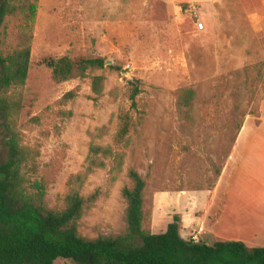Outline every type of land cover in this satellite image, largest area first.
<instances>
[{
	"label": "rangeland",
	"instance_id": "1",
	"mask_svg": "<svg viewBox=\"0 0 264 264\" xmlns=\"http://www.w3.org/2000/svg\"><path fill=\"white\" fill-rule=\"evenodd\" d=\"M198 21L204 24L201 30ZM25 23L20 13L4 19L0 52H12L27 40L30 44L25 84L3 94L17 105L8 121L27 153L21 168L26 189L35 192L40 183L43 204L62 210L69 179L86 171L92 144L120 155V164L105 159V166L93 169L79 189L85 197L97 193L78 221L86 238L125 232L122 189L131 187L130 168L146 183L142 228L163 231L165 197L178 195L185 203L186 195L210 190L244 120L258 122L264 114V69L256 67L264 61V0L213 5L205 0H38L34 19ZM62 56L103 57L105 65L57 83L42 60ZM95 75L104 77L99 96L91 87ZM130 81L140 89L136 108L130 107ZM189 87L197 92L193 125L176 112L179 90ZM238 88L236 109L231 93ZM71 90L76 96L66 100ZM122 110H129L134 127L125 142L116 143ZM9 124L0 121V164L7 155ZM250 216L246 211L244 220L231 224L242 232L255 224L264 235V218ZM193 237L192 232L184 236ZM53 264L73 263L57 259Z\"/></svg>",
	"mask_w": 264,
	"mask_h": 264
},
{
	"label": "trees",
	"instance_id": "2",
	"mask_svg": "<svg viewBox=\"0 0 264 264\" xmlns=\"http://www.w3.org/2000/svg\"><path fill=\"white\" fill-rule=\"evenodd\" d=\"M38 0H0V28L8 15L20 13L25 21L34 19ZM25 25V26H26ZM30 44L12 52H0V121L9 124L17 113V105L3 98V94L14 86H23L30 64ZM42 63L51 69L52 79L66 82L84 77L88 71L102 69L103 57H48ZM260 66V67H259ZM257 70L264 69V61L256 64ZM249 76V69L244 68ZM238 73V72H236ZM132 86L130 107L136 108V97L140 89L136 82ZM104 77L95 75L91 79L92 91L101 95ZM264 89V82L262 84ZM240 91L231 93L234 106L240 107ZM76 90L64 98L73 99ZM197 92L193 88L179 90L176 112L185 122L194 124V103ZM134 127L129 110L118 115L116 143H123ZM5 145L7 155L0 164V264H53L57 259L69 260L73 264H264V246L249 247L239 240H216L211 244L180 235V217L172 216L165 229L155 233L142 228L143 192L145 179L133 168L127 176L131 187L122 189L127 203L126 230L123 234L86 238L78 231V221L97 198V193L85 197L80 187L87 175L95 168L105 166V159L113 157L120 164V155L111 147L92 144L87 156L84 173L72 175L69 190L64 197V208L53 210L43 202L44 189L40 183L36 191L29 192L21 168L27 153L20 144L17 133L7 126Z\"/></svg>",
	"mask_w": 264,
	"mask_h": 264
},
{
	"label": "crops",
	"instance_id": "3",
	"mask_svg": "<svg viewBox=\"0 0 264 264\" xmlns=\"http://www.w3.org/2000/svg\"><path fill=\"white\" fill-rule=\"evenodd\" d=\"M218 1L205 0L207 5ZM248 16L254 19L249 13ZM186 197L185 203H179L178 195L165 197L161 203L162 210L168 213L167 223L174 214L179 215L183 238L192 232L194 239L200 237L207 244L239 240L249 247L264 246L263 231L254 230L257 225L244 226L242 232L241 226L231 224L244 220L246 211L254 221L264 218V114L258 122L253 117L244 120L213 187ZM203 197L206 202L200 204L198 199Z\"/></svg>",
	"mask_w": 264,
	"mask_h": 264
},
{
	"label": "built area",
	"instance_id": "4",
	"mask_svg": "<svg viewBox=\"0 0 264 264\" xmlns=\"http://www.w3.org/2000/svg\"><path fill=\"white\" fill-rule=\"evenodd\" d=\"M196 26H197V29L201 30V29H203L204 24H203L202 22L198 21V22L196 23Z\"/></svg>",
	"mask_w": 264,
	"mask_h": 264
},
{
	"label": "water",
	"instance_id": "5",
	"mask_svg": "<svg viewBox=\"0 0 264 264\" xmlns=\"http://www.w3.org/2000/svg\"><path fill=\"white\" fill-rule=\"evenodd\" d=\"M121 72H122V73H124V74H126V71H125V70H123V69L121 70Z\"/></svg>",
	"mask_w": 264,
	"mask_h": 264
}]
</instances>
